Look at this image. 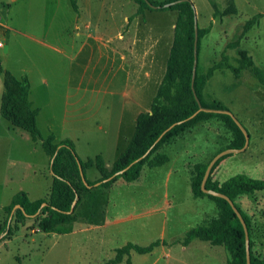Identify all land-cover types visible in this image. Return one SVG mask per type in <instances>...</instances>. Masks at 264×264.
Wrapping results in <instances>:
<instances>
[{
  "label": "rangeland",
  "instance_id": "1",
  "mask_svg": "<svg viewBox=\"0 0 264 264\" xmlns=\"http://www.w3.org/2000/svg\"><path fill=\"white\" fill-rule=\"evenodd\" d=\"M10 1L0 0V3L10 4V19L14 21L15 6ZM22 1L33 8L30 16L37 20L40 12L44 11L43 0ZM192 1L199 29H209V33L200 39L197 77L206 75L218 63L229 62L238 66V50L247 51L256 65L264 69V0ZM212 2L221 10L234 2L239 12L226 17L214 16ZM149 11L147 24L138 25L135 34L149 35L152 40L141 42L137 50L142 54L146 51L143 47L151 46L153 53L162 61L173 43L172 25L177 12ZM255 16H259L258 23L243 36L237 48L236 42L244 31V25ZM15 47L11 36L6 46L0 48V68L11 73H16V67L19 68ZM4 94L0 76V106ZM202 100L206 106L223 105L250 136L248 148L227 155L213 172L212 180L223 183L240 174L264 179V86L247 71L238 78L229 69H218L204 86ZM38 127L43 136L48 135L43 120H39ZM234 139L235 134L224 118L218 116L202 121L162 149L161 152L170 157L169 164L159 168L146 167L138 182L129 184L120 179L112 190L98 188L96 197L85 195L86 201L81 202L75 211L77 224L60 226L48 236L45 233L35 235L38 232L35 221L28 219L24 226L9 236L11 239L2 240L8 217L4 208L21 191H29L33 197L46 195V186L50 183L51 188L53 177L49 156L41 141L33 142L28 132L14 127L0 114V264H103L128 243L148 246L158 240L171 244L183 239L189 230L198 225H208L218 214L214 201L208 197L194 198L191 192L194 166L209 164L217 154L229 149ZM174 142L177 145H172ZM32 164H36L41 172L34 183H31L30 174ZM96 175L95 169L87 172L90 181H94ZM48 196L43 199H48ZM235 203L250 220L252 252L263 257L264 191L239 196ZM84 226L96 231L61 236L68 227ZM126 259L121 264H127ZM228 259L229 254L223 247L201 241H193L188 247L179 244L160 246L146 255L131 253L132 264H228Z\"/></svg>",
  "mask_w": 264,
  "mask_h": 264
},
{
  "label": "trees",
  "instance_id": "2",
  "mask_svg": "<svg viewBox=\"0 0 264 264\" xmlns=\"http://www.w3.org/2000/svg\"><path fill=\"white\" fill-rule=\"evenodd\" d=\"M133 1L138 5L137 14H142L145 10L176 11L177 19L166 73L150 111L138 115L133 138L126 150L110 167L101 155L86 161L82 160L71 140L56 143L53 134L44 137L37 123L39 110L33 107L30 100L29 79L27 77L18 79L11 72L0 68V76L3 78L5 88L0 114L14 127L28 132L34 142H42L45 153L50 157V172L53 177L48 199L31 201L27 194L21 191L13 197L10 205L4 208L8 217L3 228L2 240L13 235V232L24 226L28 219L34 220L38 230L42 233H49L59 226L73 223L76 221L75 211L82 202L83 193L100 187L110 188L120 179L129 184L135 183L140 180L146 167L159 168L166 165L170 157L161 150L182 136L188 129L207 119L218 116L225 119L228 127L235 134L230 148L240 149L245 145V136L231 116L208 112L196 114L199 104L192 88V74L197 11L192 0H166L164 2L148 0L158 8L150 7L145 0ZM173 2L177 3L166 6ZM73 4L76 7L74 2ZM212 6L214 16L226 17L238 14L234 2H231L224 10H221L214 2ZM258 18L259 16H255L246 22L244 31L236 42L237 48L243 36L258 23ZM208 33L209 29H199L198 52L200 39ZM238 55V66H233L229 62L218 63L206 75L196 76L194 89L203 107L225 110L221 104L206 106L202 100L204 86L213 72L218 69H229L238 78L243 71H247L264 86V69L256 65L247 51L238 50ZM225 157L227 155L220 158L214 165L206 184L208 189L220 192L234 202L239 196L264 191V179H253L242 174L223 183L213 181L212 174ZM207 167L208 164L194 166L191 192L196 199L208 197L216 203L218 214L209 221L208 225H198L192 228L183 239L171 244L162 240L152 242L148 246L128 243L116 250L114 258L103 264H121L126 258V263L132 264V252L146 255L160 246L179 244L188 247L193 241L223 247L229 254L228 264H247L245 230L241 220L225 199L208 195L202 191L201 184ZM93 168L100 174V178L96 181H90L87 178V171ZM75 201L77 204L74 212L71 213ZM16 206L19 208L15 210ZM237 208L246 222L250 237V220L238 206ZM251 264H264V256H255L251 250Z\"/></svg>",
  "mask_w": 264,
  "mask_h": 264
},
{
  "label": "crops",
  "instance_id": "3",
  "mask_svg": "<svg viewBox=\"0 0 264 264\" xmlns=\"http://www.w3.org/2000/svg\"><path fill=\"white\" fill-rule=\"evenodd\" d=\"M21 1H10L15 6L14 21L10 4L0 3V35L5 46L11 36L15 41L19 68L12 74L29 79L30 100L39 110L37 123L43 120L48 133L44 137L53 134L56 143L71 140L82 160L101 155L110 167L133 138L138 115L150 111L166 73L170 51L161 61L151 46L143 47L142 54L137 50L141 42H149V35L135 31L138 25L147 24L150 11L137 14L133 0H43L44 11L34 20L30 16L33 8ZM30 174L31 183L37 182L41 172L36 164ZM99 178L97 171L94 181ZM49 184L47 196L52 188ZM113 186L100 188L109 191ZM97 191L83 193L82 203L85 195L96 197ZM25 193L31 201L46 196ZM66 230L62 237L96 231L87 226Z\"/></svg>",
  "mask_w": 264,
  "mask_h": 264
},
{
  "label": "water",
  "instance_id": "4",
  "mask_svg": "<svg viewBox=\"0 0 264 264\" xmlns=\"http://www.w3.org/2000/svg\"><path fill=\"white\" fill-rule=\"evenodd\" d=\"M145 1L149 4L150 7L158 8V7H155L150 1H148V0H145ZM175 3H177V2H173L171 4H167L166 6H169V5H172V4H175ZM198 42H199V24H198V18L196 16L195 17V40H194V64H193V74H192V88H193V92H194L195 98L197 99V102L199 104V110H198V112H196V114H198L199 112H208V113H218V114L229 115V116H231L233 118V120L235 121V123L238 125V127L241 129V131L243 132V134L245 136V145L242 148H240V149H234V148L226 149V150L220 152L219 154H217L211 160V162L208 164L207 170H206L204 178L202 180L201 188H202V191L204 193H206L208 195H212V196H215V197H219V198L225 199L227 202H229V204L233 208L234 212L236 213L238 218L241 220V222H242V224L244 226V230H245L247 264H251V249H250L249 231H248L246 222H245L241 212L238 210L235 202L233 200H231L228 196H226V195H224V194H222L220 192H217V191H214V190H210V189H208L206 187L208 178L210 177L211 171H212L214 165L216 164V162L220 158H222L223 156L245 151L248 148L249 144H250V136H249L248 131L246 130V128L241 124V122L230 111L224 110V109H213V108L203 107L201 102H200V100L198 99V97L196 95V91L194 89V84H195L196 76H197V67H198ZM196 114H194V116ZM76 204H77V202L75 201L73 203L72 208H71V213L74 212ZM18 208H19V206H16L15 210L18 209Z\"/></svg>",
  "mask_w": 264,
  "mask_h": 264
},
{
  "label": "built area",
  "instance_id": "5",
  "mask_svg": "<svg viewBox=\"0 0 264 264\" xmlns=\"http://www.w3.org/2000/svg\"><path fill=\"white\" fill-rule=\"evenodd\" d=\"M4 46H5L4 40L2 39V37L0 35V48H3Z\"/></svg>",
  "mask_w": 264,
  "mask_h": 264
}]
</instances>
